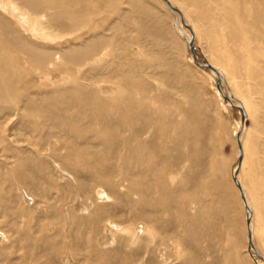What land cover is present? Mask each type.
Listing matches in <instances>:
<instances>
[{"label": "rangeland", "instance_id": "rangeland-1", "mask_svg": "<svg viewBox=\"0 0 264 264\" xmlns=\"http://www.w3.org/2000/svg\"><path fill=\"white\" fill-rule=\"evenodd\" d=\"M9 1L0 0L10 41L0 50L9 82L0 99V264H264L261 0H233L249 26L236 29L243 40L231 39L236 13L221 0H169L182 15L164 0H87L80 21L12 0L37 20L23 21L27 29L3 9ZM60 1L84 10L81 0ZM49 14L65 22L48 25ZM181 32L193 33L202 64L223 73L220 88ZM101 38L105 47L79 58ZM145 126L157 135L142 134Z\"/></svg>", "mask_w": 264, "mask_h": 264}, {"label": "bare ground", "instance_id": "bare-ground-1", "mask_svg": "<svg viewBox=\"0 0 264 264\" xmlns=\"http://www.w3.org/2000/svg\"><path fill=\"white\" fill-rule=\"evenodd\" d=\"M11 1L12 0H10L9 2H4V4H3V9L5 10V12H7V14H10L11 16H13L16 20H18V22H19V24H21L22 25V27H24V28H26L27 27V25H28V23H30V22H34V23H37V20H35V19H29L28 17H32L30 14H29V12L27 11V10H23V9H19V7H17L16 6V4H12L11 3ZM26 3H27V6L29 7H31V8H33V9H35V10H42L43 12L45 11V10H48V13H51V12H49L51 9H54V11L55 12H57V13H59V12H62V15H65V17H66V19H76V21H80L81 19H83L84 17H86V14H87V10L85 9L86 8V1L87 0H81L82 1V4H83V2H84V5H82L81 4V6L82 7H84V10H78V9H74V10H71V9H69V7L68 6H66V5H64V4H61L62 2L60 1V0H24ZM71 1V0H70ZM169 6H170V8H171V10L173 11V12H176V13H180L181 15H182V13H181V11L178 9V8H176V7H174L172 4H171V1H169V0H164ZM222 1H225L224 2V4L225 3H227V6H229V5H231V2H232V4H233V8H232V6H230L229 8L228 7H226V9H227V11H228V13H232L233 12V10L235 11V13H236V16H235V20L234 21H232V19H233V17H231V19L229 20V24L226 26V25H223L224 27L226 26V27H228V29L229 28H233V34L235 35V36H232V40H234L233 39V37H235L236 38V36H238L239 38H242V40L243 39H245L243 36H240L241 34L238 32V31H236V29L237 28H240V29H243V27L244 28H249V26H244V24L243 23H245L246 22V20H241L240 18H239V11H240V8L239 7H241V6H239L237 3H235V1H233V0H221V2ZM41 2V4H39ZM86 2V3H85ZM261 2L263 3L262 5H264V0H261ZM2 3V2H1ZM0 3V4H1ZM9 3H11V4H9ZM50 3H52V5H50ZM173 3V2H172ZM249 3V2H248ZM48 4V5H47ZM58 5H62V6H60V8H58L57 6ZM241 5V4H240ZM249 5V4H248ZM247 5V6H248ZM221 6H222V4H221ZM220 6V3H219V5H218V7H221ZM226 6V5H225ZM224 6V7H225ZM250 6V5H249ZM65 7L67 8V10L65 9ZM172 8H174L175 10H173ZM247 8V7H246ZM231 9H233L232 11H230ZM219 10H220V8H219ZM224 11H225V9H223ZM247 10H249L250 12L252 11V10H254V5H252V10H250V7H249V9H247ZM246 10V11H247ZM23 11H25L26 13H24ZM50 15V14H49ZM58 15V14H57ZM57 15H50V19L49 20H51L52 22H50L49 21V23H48V25H51V24H54V25H56V24H58V23H64L65 22V19L64 18H62V17H60V16H57ZM264 15V14H263ZM46 17V16H45ZM254 17V16H253ZM258 17V16H257ZM243 18V17H242ZM256 18V17H255ZM255 18L253 19V20H255ZM259 18V17H258ZM245 19V18H244ZM260 19V18H259ZM228 20V19H227ZM261 20H262V18H261ZM23 21L25 22V24H27L26 25V27L23 25ZM245 21V22H244ZM46 23H47V20H46ZM222 23V22H221ZM188 28H190V26L188 25V24H186V23H184ZM247 24V23H246ZM6 27H4L6 30H7V28H9L8 29V31L10 30L11 31V25H10V23L9 22H7L6 23ZM221 25V24H220ZM252 25H254V23L252 24ZM252 25H250L251 27H252ZM1 26V25H0ZM71 26H72V24H71ZM3 28V27H2ZM27 29V28H26ZM5 30V31H6ZM231 30V29H230ZM245 30V29H244ZM259 30V29H258ZM248 31H249V29H248ZM254 33H255V31H254ZM8 34V33H7ZM181 34V36H183L184 37V39L186 40V42H187V44H189V47H190V50L192 51V54H193V57H194V61H195V63L197 64V66H199V67H201L202 69H206V70H210V71H212V72H214V74H215V76H217V78H218V80L220 81V77L223 75V73L222 72H220L219 70H217L216 69V67L214 66V64H208V63H205V64H202L200 61H199V58H198V56H197V49H196V47H195V43H194V36H193V33H192V35L190 36V37H187L185 34H184V32H181L180 33ZM250 34H251V32H250ZM258 34V33H257ZM261 34V33H260ZM263 34V33H262ZM248 35V34H247ZM262 36H264V35H262ZM237 37V38H238ZM251 38H253L252 36H250ZM227 38H228V36H227ZM255 39V38H254ZM262 39V41H263V38H261ZM229 41H230V39H228ZM241 40V39H240ZM242 40L240 41V43H242ZM248 41V40H247ZM250 41V40H249ZM248 41V42H249ZM252 41V40H251ZM261 41V40H260ZM261 41V42H262ZM10 41H9V38H5V36H4V33L2 32V31H0V50H4V49H6L9 45L8 44H10L9 43ZM255 42V41H254ZM254 42H252V45H255L254 44ZM264 43V42H263ZM106 40H104V38H101V39H98L97 41H95L94 43H92L86 50L84 49L81 53H79V58L80 59H87V58H89V56L91 55V54H93V53H95L98 49H100L101 47H105L106 46ZM227 44V43H226ZM251 44V43H250ZM236 45V44H235ZM239 47H240V45H238ZM260 46V45H259ZM252 47V46H251ZM236 48V47H235ZM249 48V50H250V46L248 45V43L247 44H243L242 45V49L244 50H246V49H248ZM259 50V49H258ZM254 51V50H253ZM252 51V52H253ZM240 52V51H239ZM250 52V51H249ZM245 53V52H244ZM254 53V52H253ZM257 55V54H256ZM69 56V55H68ZM72 56V59L73 60H75V62L77 63V59L76 58H74V56L73 55H71ZM77 56H78V54H77ZM242 56H243V53H242ZM248 56V55H247ZM253 56V55H252ZM261 56H262V54H261ZM244 57V56H243ZM249 58H250V56H249ZM257 58V57H256ZM70 60H71V58H70ZM239 60V59H238ZM256 60V59H255ZM4 61H5V56L4 55H0V65H1V63H2V65L4 64ZM206 65H209V66H212L213 67V69L214 70H212V69H210V68H206L205 66ZM8 86H9V82H8V78H7V74H6V72L3 70L2 71V73L0 74V99L2 100V99H5L6 97H7V93H8ZM217 86L220 88V86H221V82H220V85H218L217 84ZM223 94H225L224 92H223ZM225 97L227 96L226 94L224 95ZM229 97V96H228ZM227 98V97H226ZM231 100V99H230ZM107 102H108V100H107ZM231 103H232V100L230 101ZM229 102V103H230ZM108 103H110V106L108 107V108H110V107H117L118 108V112L120 113V114H125V112H126V110H125V108H122L120 105H119V102H117V100L116 101H109ZM157 105V104H156ZM233 105V104H232ZM234 106V105H233ZM238 107H240L241 109H244V107H243V104L242 103H239V105H237ZM150 107V105L147 107V109ZM162 107V106H161ZM160 107V108H161ZM113 109V108H112ZM149 109H151V107L149 108ZM167 109V108H166ZM152 110V109H151ZM158 110V109H157ZM149 110H142V116H147L146 114V112H148ZM160 112V111H159ZM132 113V112H131ZM161 114H164V112L163 113H161ZM168 113H166V115H167ZM245 115V113H243V120H242V124H244V116ZM161 116H163V115H161ZM154 118V117H153ZM127 119H129V118H127ZM168 121H169V119H168ZM170 122V121H169ZM120 123H121V121H120ZM130 125V124H129ZM126 126H128V124L126 125ZM150 126H145V127H143L142 129H141V133L144 131V130H151V131H156V126L155 127H151V129L149 128ZM243 127V126H242ZM139 134V136L137 137V139H138V143H137V146L138 147H142L143 145H145L146 144V141L145 140H143V139H140L139 140V138L141 137V135L142 134H144V133H142V134ZM241 134H242V129L238 132V136H237V141H238V147H239V149H240V156H239V164H241V162H242V153H244V150H243V147H242V143H241ZM156 135H157V131H156ZM154 138H152L151 140H149V143H151L149 146H150V148L152 149V151H153V148H154V146H156V145H154L153 143L155 142V139L153 140ZM164 151L166 150V148H168V143L166 142V144L164 145ZM244 158V157H243ZM244 162V161H243ZM94 169V168H93ZM95 169H96V167H95ZM141 169V168H140ZM148 171V170H147ZM94 173H96V172H94ZM139 173H140V171H139ZM92 174V173H91ZM101 174V173H100ZM101 177V176H100ZM102 177H103V175H102ZM101 177V178H102ZM233 178H234V182H235V184H236V186L238 187V189H239V191H240V193H241V196H242V200H243V202H244V205H245V208H246V212H247V228H248V239H249V243H250V246L252 247V248H254V245H253V241H252V225H251V217H252V214H253V209H252V207H251V205L249 204V202H248V199L246 198V196L244 195L245 193H244V191H243V188H242V185L240 184V181H239V179H238V171L237 172H235L234 173V176H233ZM240 185V187H239V185ZM255 184V183H254ZM261 186V185H260ZM148 188V187H147ZM149 197V196H148ZM148 200V199H147ZM149 202V201H148ZM147 202V203H148ZM249 220V221H248ZM124 231V230H123ZM127 231V230H126ZM250 239H251V242H250ZM255 251H256V249H254ZM256 255L261 259V260H263L264 261V257H262V256H260L259 255V253L258 252H256Z\"/></svg>", "mask_w": 264, "mask_h": 264}, {"label": "water", "instance_id": "water-1", "mask_svg": "<svg viewBox=\"0 0 264 264\" xmlns=\"http://www.w3.org/2000/svg\"><path fill=\"white\" fill-rule=\"evenodd\" d=\"M172 9L175 10L174 8H172ZM205 67L214 70L212 66L206 65ZM217 84L220 85V81H219V80H218V83H217ZM238 185H239V184H238ZM239 187H240V185H239ZM248 221H249V220H248ZM250 242H251V239H250Z\"/></svg>", "mask_w": 264, "mask_h": 264}]
</instances>
